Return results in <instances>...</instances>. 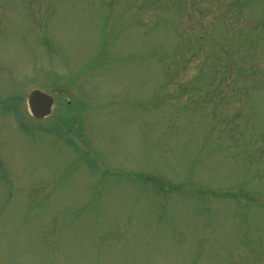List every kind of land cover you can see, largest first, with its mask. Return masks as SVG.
Instances as JSON below:
<instances>
[{
	"label": "rangeland",
	"instance_id": "1",
	"mask_svg": "<svg viewBox=\"0 0 264 264\" xmlns=\"http://www.w3.org/2000/svg\"><path fill=\"white\" fill-rule=\"evenodd\" d=\"M0 264H264V0H0Z\"/></svg>",
	"mask_w": 264,
	"mask_h": 264
},
{
	"label": "water",
	"instance_id": "2",
	"mask_svg": "<svg viewBox=\"0 0 264 264\" xmlns=\"http://www.w3.org/2000/svg\"><path fill=\"white\" fill-rule=\"evenodd\" d=\"M27 104L32 117L36 120H43L52 115L55 99L46 92L35 90L28 96Z\"/></svg>",
	"mask_w": 264,
	"mask_h": 264
}]
</instances>
